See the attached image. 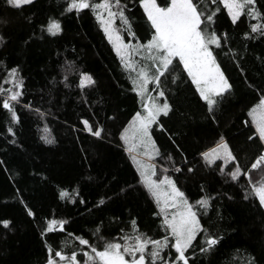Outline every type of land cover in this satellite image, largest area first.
Listing matches in <instances>:
<instances>
[{
  "label": "trees",
  "instance_id": "trees-1",
  "mask_svg": "<svg viewBox=\"0 0 264 264\" xmlns=\"http://www.w3.org/2000/svg\"><path fill=\"white\" fill-rule=\"evenodd\" d=\"M262 5L264 0H258L257 7ZM58 8L57 0H35L21 10L9 8L5 0H0V19L9 21L0 25V33L6 39L0 45V61L8 68L20 67L26 100L33 108L51 113L40 120L35 111L23 107L22 100L17 106L20 122L13 125L15 136H10L6 132L7 113L0 111V161L3 162L0 163V220L11 221L9 229L0 226V264H45L47 253L38 228L45 216L67 219L68 231L89 236L95 227L92 221L97 217L107 223L116 215L127 222L132 215L140 229L152 235L160 223L153 215L155 204L142 187L119 194L121 187L137 180L131 160L119 141V131L135 111L141 110L140 97L132 91L128 73L121 67L92 12L61 16ZM131 10L138 24V35H149L138 2ZM49 17L61 19L63 32L55 38L45 34L41 39V25ZM218 17L220 30L236 37L244 69L241 72L235 61L220 57L222 70L233 88L223 102L222 113L217 112L218 124L205 119L206 108L194 87H188L190 81L180 82L179 87L171 86L169 94L174 112L170 113L171 118H162L164 130L154 126L153 138L162 154L171 153L177 162L186 156L192 162L189 166L194 171L185 170L180 176V185L190 200L200 195L201 184L209 194L228 191L235 197L232 201L226 197L217 200L216 209L222 219L212 212V220L217 223L223 240L214 255L199 256L197 264L201 260L203 264H248L253 256L257 258L256 264H264V209L258 207L254 194L249 193V200H243L244 192L239 184L225 185V177L210 173L198 156L201 150L214 144L218 134L230 141L242 165L248 164L257 152L255 144L246 143V137L254 132L247 110L257 95L252 85L264 86V39L243 38L242 33L254 22L246 16L238 27L231 25L226 10L218 13ZM65 61L74 62L73 71L67 73L73 85L70 88L59 83L67 68ZM77 70L93 74L97 81L96 86L84 90L86 103L75 86ZM4 74V68L0 67V85L10 87L4 84ZM53 77L58 81L55 88L51 83ZM113 116L115 119H108ZM82 119L101 123L105 139L94 138L83 130ZM45 123L55 138L54 144H45L40 138ZM253 179L261 181L264 173L254 172ZM240 183L246 185L247 181ZM61 189L69 191V199L58 198ZM104 196L112 199L96 209L94 205ZM80 199L86 203H79ZM25 205L36 212L35 219L27 216ZM110 232L115 235L111 229ZM66 235L67 232L49 234L47 239L61 246ZM69 240L72 242L63 245L66 250L78 244L71 237Z\"/></svg>",
  "mask_w": 264,
  "mask_h": 264
},
{
  "label": "snow or ice",
  "instance_id": "snow-or-ice-1",
  "mask_svg": "<svg viewBox=\"0 0 264 264\" xmlns=\"http://www.w3.org/2000/svg\"><path fill=\"white\" fill-rule=\"evenodd\" d=\"M35 0H5L9 8L21 10L32 5ZM60 15L79 14L89 10L95 16L104 37L115 52L121 67L128 73L132 91L140 97L141 110L135 111L127 124L119 131V141L128 154L137 175L135 184L121 187L119 194L135 192L142 187L155 204L153 215L159 220L155 235L140 229L137 218L130 215L125 222L113 215L107 223L101 217L92 221L95 227L91 235L85 233L74 235L68 231L69 221L54 216H45L38 224L40 236L46 249L45 264H197L199 256L214 255L223 240L219 235L217 223L212 220V212H216V202L220 197L229 201L235 199L228 191H217L209 194L201 184L200 195L195 200L180 185V176L185 170L192 173V162L183 157L177 162L171 153L162 154L153 138L154 126L165 129L163 117H170L174 112L169 102L172 85L179 87L180 82L194 87L199 100L206 108L205 119L218 124L217 112L223 111V102L232 92V84L221 67L220 57H226L240 64L236 37L230 36L218 26V13L224 10L231 25L243 24V17L254 21L248 30L242 33L245 40L264 39V5L257 7L258 0H57ZM138 2L143 10L146 31L149 35L140 37L137 32L132 7ZM31 22V20H29ZM8 20L0 19V25H7ZM62 22L58 17H49L41 25V39L44 35L58 37L62 34ZM6 43L5 36L0 33V45ZM244 47V45H240ZM64 75L59 83L65 88L72 87L67 73L73 71L74 62L65 61ZM4 68V87L0 85V111L7 113L8 126L6 132L15 136L13 125L20 122L17 106L35 111L40 120H44L50 112L33 108L25 98L24 80L19 66ZM63 68V65H62ZM75 86L81 91V100L87 102L84 90L94 87L97 81L93 74L77 70ZM55 88L58 81H51ZM257 95L255 103L250 102L247 116L251 118L250 127L254 132L246 137V143L256 145L257 152L248 164L242 165L239 155L230 146V141L223 134H218L213 146L201 150L199 160L207 170L225 177L223 183L239 184L244 192L242 199L249 200V193L258 200V207L264 209V179L254 182L253 173H264V86L252 85ZM51 92V89H49ZM115 119V117H108ZM83 130L97 139H105L104 126L90 123L82 119ZM248 124V121L244 122ZM41 140L45 144H54L55 138L47 123L42 129ZM15 142V141H10ZM0 163H3L0 161ZM246 180L247 184H241ZM79 196V193H76ZM67 189H61L58 198L69 199ZM112 197L99 198L94 205L96 209L106 206ZM70 202L75 203V200ZM79 203L85 204L83 199ZM28 217L35 219L36 212L25 205ZM211 210V211H210ZM204 221V222H202ZM11 221L0 220V226L9 229ZM110 229L115 232L112 235ZM67 235L61 240V246L49 243V234ZM73 244L66 250L63 245ZM199 254V255H198ZM256 257H251L248 264H256ZM203 264V261H200Z\"/></svg>",
  "mask_w": 264,
  "mask_h": 264
},
{
  "label": "rangeland",
  "instance_id": "rangeland-1",
  "mask_svg": "<svg viewBox=\"0 0 264 264\" xmlns=\"http://www.w3.org/2000/svg\"><path fill=\"white\" fill-rule=\"evenodd\" d=\"M250 118V117H249ZM250 120H251V118H250ZM213 146V145H212Z\"/></svg>",
  "mask_w": 264,
  "mask_h": 264
}]
</instances>
